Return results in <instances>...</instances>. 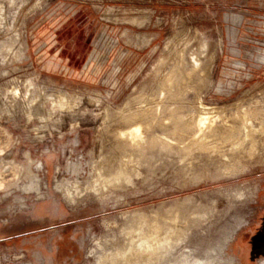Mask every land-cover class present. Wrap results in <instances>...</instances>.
<instances>
[{"label":"rangeland","instance_id":"rangeland-1","mask_svg":"<svg viewBox=\"0 0 264 264\" xmlns=\"http://www.w3.org/2000/svg\"><path fill=\"white\" fill-rule=\"evenodd\" d=\"M191 52L202 64L188 77ZM170 73L176 98L160 94ZM159 102L162 117L216 106L212 145L189 148V129L127 152L124 116ZM246 107L264 108V0H0V264H101L131 246L134 215L172 237L140 264H264V141L234 152ZM146 117L144 135L162 134ZM121 154L138 156L125 159L131 177L103 197L85 190ZM28 167L39 192L24 190ZM76 179L82 197L70 203L57 182Z\"/></svg>","mask_w":264,"mask_h":264},{"label":"bare ground","instance_id":"bare-ground-1","mask_svg":"<svg viewBox=\"0 0 264 264\" xmlns=\"http://www.w3.org/2000/svg\"><path fill=\"white\" fill-rule=\"evenodd\" d=\"M206 44H207V42H206ZM205 48H206V45L203 43L202 47H201V53L202 54L205 52V50H206ZM176 60H178V59H176ZM190 60H191V63H192L191 65L192 66L190 68V70H191L190 73H188V77H190L195 71H197L201 67V64H202V60H201V58H200L198 53H194V52L192 53L191 52ZM181 61L184 62V55H182V60H180V62ZM180 62H178L177 64L180 65ZM187 67H189V66H187ZM175 68L176 69L174 71H177V76H179V75L182 76L183 70L186 71L185 70L186 67L183 66V64H182V66L180 68L179 67H175ZM172 70H173V68H172ZM202 70L204 71V69H202ZM170 72H172V71H170ZM199 72H201V74H202L201 70ZM172 74L168 75V77H167V79L165 81L163 80L164 82L162 83V86L160 87V94L163 97L165 96V94L168 95V93H170L171 96H174V98H176V96L179 93L178 86H177L178 83H177V81L173 80L175 77H173ZM163 77H164V75H163ZM185 77L187 78V75ZM189 83H190V81H189ZM186 85H187V82H186ZM187 87H189V85ZM57 97L58 96H56V99H57ZM53 99H55V98H53ZM65 100H66V98H65ZM143 103L144 102H142V104ZM162 103L163 102H159L157 104V107L154 108V109L152 108V106L149 105V106L144 107L143 109L139 110L138 112H131V113L127 112L128 114L126 113V115L124 116V121L128 122L130 124V126H129V128L127 127L128 128L127 130H124L123 129L124 127H123L122 130L118 129V131H120L119 132V138H120V141H121L120 143H122L123 146H125L124 148H126V147L127 148L128 147L133 148V150L132 149H127V152H133V153L136 152V153H138L137 151H139V152L142 153V152H144V150L146 148L155 146L157 144V142H160L161 145H164V146H170V145L172 146V143H174V142H172L173 140H172V138L170 136L174 134L177 137L183 139L184 136L186 135V132H189V129L190 130L191 129L194 130L193 134L195 133L193 137H192V134L189 135L190 137H192V139H189L190 140V143L188 144L189 148L197 147V148L204 149V148H207V147L210 146L211 143H208L209 142L208 138H209V136L211 134L215 135V132L217 131V128H218L217 125H216L217 124V119L220 117V116L214 115L216 106L215 107H209V106L207 107V105L206 106L204 105L201 108V109H203V110H201V112L199 111V113H196V114H193V115L179 114L178 113V107H171L169 109L170 113H168V114H170L171 117H166V116L162 117L159 114V113H161L162 106H164V105H162ZM200 105H201V103H200ZM65 107H67V106H65ZM181 107H182V105H181ZM167 109L168 108H166V110ZM196 109H198V108H196ZM193 110H192V113H193ZM217 110H219V109H217ZM148 112H150V115H152L151 118L155 120V125H156L157 129L158 128L162 129V134H158L156 132V130H153V131H151L150 134L148 133V131H146L149 135H147V134L144 135V131H143L144 129H143V126L141 125L143 123H141V124L139 123V122L142 121V119H141V121L140 120L138 121V119L141 116H144V117L147 116L150 119V116L148 115ZM194 113H195V111H194ZM237 117L240 119V121H239L240 124L237 126L238 129H239L238 131H242L243 130V131L246 132V135L244 137L245 140H243L238 145H236V148H235L234 152L236 154H240V155H246V154L247 155L248 154L252 155L257 150L258 146L260 145V143H259L260 140L264 141V108L262 107L258 111L253 112L250 109H247V107H246L245 109H243V110L238 112ZM152 119H150V121ZM239 119H237V120H239ZM252 119L257 120L258 123H256L257 121H255V123H254V121H251ZM120 121H121V119H120ZM225 122H227V121H225ZM153 125H154V122H152V123L149 122L148 124L145 125V127L147 126L150 129L151 127H153ZM225 126L227 128H230V127H228L227 124ZM152 129L153 128H151V130ZM242 135H244V134L242 133ZM232 136H234V135H232ZM177 140H178V138H177ZM187 142H188V140H187ZM178 144H180V142ZM184 145H185V143H184ZM263 146H264V144H263ZM120 149H121V146H120ZM123 154H121V156H119V157H116L114 160L113 159H109V165H110L109 168H106L105 166H102V165H96V167L94 168L95 173H94L93 179L91 178L92 181L88 180L87 185L85 186V190H87V191H89L91 193H95V194H97L100 197H103L105 195L104 194L105 190L110 188V186H115L117 183L120 184L124 180V177H126L125 180L127 178H130L131 175L135 171L133 173L130 172L132 170L129 168V163L127 161H125V159L128 156L124 159ZM129 157H134V156L131 155ZM129 157H128V159H129ZM135 157H138V156L136 155ZM134 158H132V159H134ZM143 158H146V157H143ZM101 159H102V157H101ZM132 159H131V161H129V160L128 161L132 162L133 161ZM31 163H32V160H31ZM74 166H79V165H74ZM30 167H31V165H30ZM104 167L106 169H108V171H104ZM126 168L130 170V171L127 170V171H129V174L131 173L130 177H128L129 174H127L128 172H126V170H125ZM28 169H29V167H28ZM88 169H89V167H88ZM91 170H90V172H91ZM27 172H29V176L32 175L33 178H32V180L30 181L29 184L24 185V190L27 191V192H30V191H38L39 192L41 190V188H39V186H38L39 185V179H40L39 178L40 177L39 174L34 173L33 170H30V171H27ZM75 176H76V174H75ZM57 187L61 189L65 199L68 202H70V203H78L80 201L79 198L82 197V192H83L82 191V187L83 186H82V183L78 179H76V180H64V181L61 180V182H57ZM244 190L246 191V189H244ZM249 191H251V190H249ZM236 193L239 196H242L243 194H245V193H242V191H238ZM134 218L135 219L138 218L139 220H136L135 225L133 224L134 226L131 225L132 227L131 228L129 227L130 230H129L128 234L131 237V246L128 247V248L122 249V250L118 249V251L116 253L111 254V255H107L104 258V260L101 261V264H140L141 261H147V262L148 261H155V260L159 259V257H161L162 253H161L160 249L162 248L163 245L168 244L169 240L172 237L168 236L165 239L160 237V235H161V225L159 224L158 221L155 220L153 222L147 217L139 218L136 215H134ZM144 226L149 227V229L145 230L146 227H144ZM241 226L242 225H240L238 227H241ZM236 230H237V228L232 230V232L229 234L230 236H229L228 240L232 237V235L235 233ZM125 234H127V233H125ZM136 237H138V241H135ZM228 240L224 243V246L227 245ZM108 260H109V262L107 263ZM225 264H234V261L227 258L226 261H225Z\"/></svg>","mask_w":264,"mask_h":264},{"label":"flooded vegetation","instance_id":"flooded-vegetation-1","mask_svg":"<svg viewBox=\"0 0 264 264\" xmlns=\"http://www.w3.org/2000/svg\"><path fill=\"white\" fill-rule=\"evenodd\" d=\"M56 188H57V189H59L58 191L62 193V191H61V189H60V188H58L57 186H56ZM62 194H63V193H62Z\"/></svg>","mask_w":264,"mask_h":264}]
</instances>
